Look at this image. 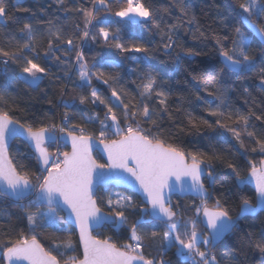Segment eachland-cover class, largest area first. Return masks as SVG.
<instances>
[{"label":"snow or ice","instance_id":"6c2138e0","mask_svg":"<svg viewBox=\"0 0 264 264\" xmlns=\"http://www.w3.org/2000/svg\"><path fill=\"white\" fill-rule=\"evenodd\" d=\"M21 2L22 0H17V3ZM90 2L92 6L86 8L70 7L68 0H53V3L65 13L79 15L83 20V29L81 30L80 24L76 23L74 27L78 35L74 32L66 37L62 27H56L54 30L50 27L47 30L45 58L61 61V57L55 53L61 43H66L68 48L63 55L67 57L75 53L76 73L81 82L77 87L83 89L91 86L92 79L96 78L111 88V97L118 103L103 98L95 88L90 95H79L80 104L103 105L106 109L105 120H100L99 123L100 143L107 154V162L100 163L93 158V137L86 134V129L80 125H68L67 112L60 125L52 123L37 127L27 120L22 121L18 118L17 112L20 109L18 106L13 107L15 98L6 90L0 91V186L5 195H10L17 201H28V205L20 206L25 209L24 218L30 233L25 234L20 230L13 238L7 235L9 229L0 226V237H6V241L0 243V258L5 264H61L57 254L64 256L69 250L76 251L73 232L59 224L60 221H65L74 223L78 230L82 256H69L64 264H170L164 257L172 248H175V254L182 264H218L216 255L211 251L216 247L217 241L227 234L234 233L239 219L254 214L257 210H264V159H261L259 164L249 162L247 177L241 176L236 164L225 161L226 167L231 170L239 186L254 183L256 206L244 199L241 213L236 218L230 215L226 206L227 201L222 203L217 199L215 206L209 208L203 177L207 171L209 183L215 184V169L212 162L222 159L221 153L215 149L212 154L188 152L175 143L168 142L159 131L157 120L154 119L156 115L154 108H150L147 103H134L132 100L125 103L122 99V96H127L128 93L120 85V74L116 64H111L115 74L93 71L89 67L83 47L88 40L96 41L97 35L102 36L105 43L113 44L122 53H144V58H149V48L143 43L126 46L115 35L110 40V33L104 27H100L98 33L93 32L98 12L101 9L111 11V6L108 0ZM174 5L179 9L181 19L188 18L189 25L197 22L191 5L186 4L184 0H174ZM239 9L240 24L243 27L223 24L225 29L233 33L232 47L228 48L222 43V40L229 39L227 33L223 37H215L223 65L221 71L227 70L228 73L236 74L238 78L256 74L259 86L264 90V63L258 64L257 58L250 54L252 44L244 31L245 28L248 29L264 41V0H242ZM19 10L29 11L27 8ZM163 11L171 14L167 7ZM7 13L6 3L0 0V18H6ZM114 14L132 22H135L136 17L143 22L150 21L160 32L162 41H167L163 43L165 51L174 47L182 48L174 37L177 30L184 27L183 23L161 27L153 11L141 0H124L123 5ZM221 22L223 23V19ZM18 31L22 34L20 39L15 35L0 37V40L6 41L0 44V57H3L0 63L5 66L9 62L19 65L24 83L29 87L38 88L41 79L49 71L37 62L40 59L37 51L40 34L27 22L23 23ZM119 31L117 29V32ZM192 35L193 39H198L204 37L205 33L200 32L197 27ZM77 40L80 43H76ZM182 50L189 55L201 54L192 48ZM61 62L71 67L66 60ZM140 79L138 87L141 89L142 100L155 95L162 106L160 111L168 112V94L159 90L157 76L149 72ZM193 79L203 80L206 91L209 85L215 84V78L211 75L194 76ZM243 91L248 93L249 90L244 88ZM208 95L215 96L220 101L215 108L206 109L210 116L216 117L215 121L210 122L189 113L187 119L190 128L199 131L202 126L212 128L216 125L231 133L240 149L247 150L246 137L256 145L251 148L252 152L264 153V139H261L255 130H249L254 127L253 118L264 124V112L257 114L250 110L248 114H243L239 111L235 113L225 111L222 108L226 107L224 92L220 88L214 92L208 91ZM199 98L197 96V99ZM48 103L51 104L52 101L49 100ZM64 106L68 108L69 103L64 101ZM117 109L121 110V115L117 114ZM95 119L98 117H89L88 122ZM122 122L125 127H121ZM226 122H231L234 126H229ZM111 129H115L114 135L119 137L118 139H107V132ZM64 134L71 142V151L50 153L48 145L58 144ZM21 136L33 149L37 163L41 165L39 173H32L25 165L14 163L9 157L10 141ZM20 155L27 158L26 153ZM111 181L129 183L137 187L143 194L142 204L137 205L131 196L117 194L115 200L111 196L107 198L108 211L105 212L97 202L96 193L99 187ZM175 191L192 192L200 198L193 215H185L182 205L179 202L173 203L172 194ZM33 205L38 209L35 212L28 210ZM129 209L138 211L139 215L128 228L130 235L126 242L117 244L112 237L100 238L93 235L96 228L103 226H110L116 230L123 228L128 223L126 212ZM153 221H158L159 225L163 226V232L158 230V226L153 227L151 231H140V225L151 224ZM38 228L52 230L54 239L51 248L46 249L37 239ZM58 240L60 242H57ZM148 241L158 244L159 258L146 254ZM254 247L261 253V264H264V236L254 242Z\"/></svg>","mask_w":264,"mask_h":264},{"label":"trees","instance_id":"16d2710c","mask_svg":"<svg viewBox=\"0 0 264 264\" xmlns=\"http://www.w3.org/2000/svg\"><path fill=\"white\" fill-rule=\"evenodd\" d=\"M7 5L8 13L6 18H0V37L7 35H15L20 39L22 34L18 31L23 23H31L38 30L40 36L38 38L40 59L37 61L42 66L48 68V74L45 75L38 88L29 87L24 83L21 76L20 67L17 64L9 62L7 66L0 63V91L9 92L15 98L13 107L18 106L20 111L17 117L22 121L27 120L34 126H42L43 124L55 123L60 125L65 112L69 115L68 125H80L86 129V134L100 140L101 124L100 120H105L106 109L103 105L80 104L79 95H90L93 88L105 99H110L112 103H118L115 98L111 97V88L96 78L92 79L91 86L83 89L77 87L81 82L76 73L75 53L65 57L63 52L67 50L66 43H61L59 50L55 55L61 57V61H68L71 67H67L61 61L54 58H45V50L47 49L48 29L53 30L56 27H62L65 36H70L74 32H78L74 25L80 24L83 29L82 18L75 14L65 13L60 7L53 3V0H4ZM152 11L157 20L161 23V27L166 25L182 22L184 27L177 30L176 42L182 48H192L199 51L200 55H189L183 51L181 47H174L168 51L163 49V43L160 32L153 27L151 22H143L140 18L134 19L135 22L127 18L115 16L117 11L124 3V0H108L111 11L101 9L97 15V21H94L96 27L93 32L98 33L100 27L107 28L111 37L115 35L121 43L126 46L132 43H143L149 48L148 59H145L144 53L137 52H120L113 44L105 43L104 38L97 35L96 41L88 40L84 44L83 50L89 67L93 71H103L106 74H115L111 68L114 63L118 66L120 74V85L128 95L122 96L125 103L132 100L134 103H147L150 108L156 110L154 119L157 120L159 131L162 132L164 138L170 143H175L178 147L188 152H204L212 154L213 150L221 153L222 159L214 160L213 167L215 169V184H210L209 180L204 181L210 192L208 200L209 207L213 208L217 199L222 203L227 201V208L230 215L236 218L239 214L242 202L247 199L250 204L256 203L255 193L248 187L240 189L236 184V178L231 170L226 167L225 161L236 164L241 176L246 177L249 174V162L259 164L264 159V153L252 152L251 148L256 146L245 137L246 149H240L231 133L225 131L216 125L212 128L201 127L199 131L191 129L188 125V114L195 117L207 119L210 122L215 121L216 117L210 116L207 108H215L220 101L215 96L208 95V91H216L220 88L224 92V100L226 107L223 110L235 113L239 111L248 114L250 110L257 114L264 112V90L259 86V79L256 74H251L247 78H238L234 73H228L227 70L221 71L223 65L219 56V46L216 44L215 37H223L226 33L228 40H222L228 48L232 47L231 40L233 33L224 28L223 24L230 26H241L239 17V3L242 0H184L191 5L192 12L197 17V22L189 25L187 17L181 19L179 9L175 7L174 0H141ZM70 7H86L90 8V0H68ZM169 9V13L163 11L164 8ZM27 8L29 11H21L19 9ZM223 19V23L221 20ZM51 21V24H49ZM199 27L200 32H204V37L193 39V33ZM117 29L120 31L117 32ZM189 29V31H185ZM245 35L252 44L251 55L257 58L258 64L264 63V46L245 28ZM199 33H197V36ZM6 41L0 40V44ZM76 43H80L79 40ZM131 57H136L133 60ZM3 57H0V61ZM22 63V62H21ZM67 72V75L65 73ZM152 73L157 76L160 85L159 90L168 94V112L160 111L161 107L155 95L149 98L140 97L141 89L138 85L145 74ZM211 75L215 78V84L209 85L205 90V85L201 79H193L194 76ZM135 81V82H134ZM111 83V81H110ZM247 88L248 93H244ZM197 96L200 98L197 99ZM75 98V99H74ZM134 98V100H133ZM52 103L49 104L48 101ZM64 101L69 103V107L65 108ZM117 114L121 115V110L117 109ZM89 117H98V119L88 122ZM122 119V116H121ZM111 123V121H106ZM229 123V126H234ZM253 128L261 139H264V124L260 121L252 120ZM125 127L122 122L121 127ZM151 127V125H146ZM112 130H108L112 132ZM156 129H154L155 131ZM243 136V133H242ZM119 137H109L108 140L118 139ZM16 145L23 153L27 154L24 161H28V170L32 173H39V167L34 154L21 141H16ZM14 143V144H15ZM13 144V146H14ZM12 146V149H13ZM11 149L10 157L14 163L23 164L15 159L14 152ZM52 147H49V151ZM68 151V149H66ZM96 160L104 163L100 156L96 155ZM24 165V164H23ZM117 194L121 196H131L137 205H141L140 198L126 190L110 188H102L97 193V202L100 207L107 212V198H117ZM34 199V198H33ZM179 202L185 215H193L195 206L199 205L200 200L191 197L179 198L174 197L173 203ZM28 205V201H13L4 194L0 193V226L9 229L7 235L15 237L16 234L23 230L25 234H30L27 227L25 217V209L20 205ZM32 212L37 211L35 205L28 209ZM63 215V214H62ZM128 223L121 229H113L105 226L99 233L100 238L112 237L117 244H122L128 240L130 233L128 228L135 222L138 211L129 209L126 212ZM61 227L68 228L73 232V241L76 251L69 250L64 256L58 255L61 264L69 256H82L78 238L75 231L65 222H59ZM163 232V226L158 221L151 224L140 225V231L146 232L157 227ZM203 227V226H201ZM37 239L44 247L51 248L52 230L47 228H38L36 230ZM97 235V233H96ZM264 236V213L256 217H247L239 222L234 233L227 236L211 251L216 255L218 264H261V253L254 247V242ZM63 239V237H61ZM6 237H0V243H4ZM57 242H60L59 240ZM148 246L145 252L148 255L159 258L158 244L150 241L146 242ZM170 264H182L180 258L175 254V248L167 252L164 257ZM0 264H4L0 258Z\"/></svg>","mask_w":264,"mask_h":264},{"label":"water","instance_id":"95a60500","mask_svg":"<svg viewBox=\"0 0 264 264\" xmlns=\"http://www.w3.org/2000/svg\"><path fill=\"white\" fill-rule=\"evenodd\" d=\"M248 30V29H247ZM249 31V30H248ZM250 32V31H249ZM263 46H264V41H261V39L258 37V36H256L254 33H252V32H250ZM16 141H21V142H23L28 148H29V150L33 153V149H31L28 145H27V143H26V141H25V139H24V137H18L16 140H14V141H10V147H9V157H10V151H11V149H12V146H13V144L16 142ZM60 142L63 144V145H65L67 148H68V150H69V152L71 151V142L69 141V140H67L66 139V134H64V137H62L61 138V140H60ZM50 145H52V144H50ZM50 145H48V149H49V146ZM50 152V151H49ZM92 155H93V158H95L96 159V155H98V156H100L101 157V159L104 161V163H106L107 162V154L104 152V149H103V144H101L100 143V140H97V139H95V138H93V149H92ZM35 156V155H34ZM11 158V157H10ZM37 161V160H36ZM38 164V167H39V170L41 169V165L39 164V163H37ZM105 171H107V170H105ZM248 176V175H247ZM246 176V177H247ZM203 179H204V181L207 179V171L205 172V175H204V177H203ZM236 184H237V186L240 188V189H244L245 187H248V188H250L254 193H255V188H254V183H247V184H244V185H242V186H239L238 185V183H237V180H236ZM110 187H113V188H115V189H120V190H126V191H129V192H131V193H133V194H135V195H137L139 198H140V200H141V202L143 201V194L138 190V188L137 187H133L131 184H129V183H122V182H116V181H111V182H109L108 184H105V185H103L102 187H99L98 188V190H97V193H98V191L100 190V189H102V188H110ZM205 187H206V185H205ZM207 188V187H206ZM0 193H2V194H4L3 193V188H2V186H0ZM97 193H96V196H97ZM5 195V194H4ZM255 195H256V193H255ZM5 196H7L8 198H10L11 200H13V201H16V202H19V201H17L14 197H12V196H10V195H5ZM174 197H179V198H182V199H184V198H187V197H191V198H194V199H199L200 200V198L195 194V193H192V192H185V193H180L179 191H175L173 194H172V201H173V198ZM209 198H210V192H209V190H208V188H207V200H209ZM25 201V200H24ZM256 204H257V197H256V203L253 205V204H251V205H253V206H256ZM209 208H211V207H209ZM240 213H241V208H240V211H239V214H238V216L240 215ZM261 213H264V210H257L254 214H251V215H247V216H244L243 218H241V219H239L238 220V224H239V222L240 221H242L244 218H247V217H256V216H258L259 214H261ZM63 215H65V213H62ZM237 216V217H238ZM74 231H75V233H76V235H77V238H78V242H79V235H78V230L76 229V226H75V224L74 223H71V222H68L67 223ZM105 226H103V227H100V228H96L94 231H93V235H96V233L98 232V231H100L102 228H104ZM230 234H232V233H230ZM230 234H227L224 238H222L220 241H217V243H216V246L219 244V243H221L222 242V240L223 239H225L227 236H229ZM80 246V245H79ZM80 249H81V253H82V247L80 246ZM214 249V248H213ZM4 262V261H3ZM4 264H5V262H4Z\"/></svg>","mask_w":264,"mask_h":264},{"label":"rangeland","instance_id":"374dc122","mask_svg":"<svg viewBox=\"0 0 264 264\" xmlns=\"http://www.w3.org/2000/svg\"><path fill=\"white\" fill-rule=\"evenodd\" d=\"M136 18H138V17H136ZM136 18H134V19H136ZM123 127V126H122ZM114 131H115V129L114 130H112V132L111 131H109V133L107 134V138H109V137H117V136H115L114 135ZM62 144V143H61ZM55 145H57V144H52V145H50L51 147H52V149L50 150V153H52V151H53V149H54V147H55ZM49 146V147H50ZM65 146V145H64ZM66 149H68L66 146L62 149L63 151H66ZM13 152H14V156H15V159L16 160H18V161H20V162H22L24 165H25V167L28 169V167H27V165H28V161H24V159H23V157L20 155L21 153H23L22 151H21V149L18 147V145H16V143L14 144V146H13ZM69 151V150H68ZM97 236H99V233L97 232Z\"/></svg>","mask_w":264,"mask_h":264},{"label":"built area","instance_id":"2783aa9c","mask_svg":"<svg viewBox=\"0 0 264 264\" xmlns=\"http://www.w3.org/2000/svg\"><path fill=\"white\" fill-rule=\"evenodd\" d=\"M58 135H60L59 133H57ZM77 134H79V133H77ZM65 146L63 145V144H61V142L59 141V143L57 144V145H55V147H54V149H53V151H52V154H56L57 152H63V148H64ZM61 159H62V157H61Z\"/></svg>","mask_w":264,"mask_h":264}]
</instances>
